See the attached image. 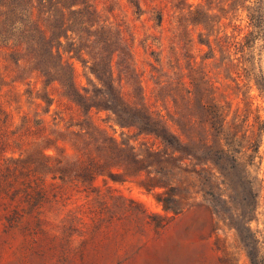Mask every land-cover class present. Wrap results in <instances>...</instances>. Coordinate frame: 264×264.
Masks as SVG:
<instances>
[{
	"label": "rangeland",
	"instance_id": "rangeland-1",
	"mask_svg": "<svg viewBox=\"0 0 264 264\" xmlns=\"http://www.w3.org/2000/svg\"><path fill=\"white\" fill-rule=\"evenodd\" d=\"M0 156V264H264V0H0Z\"/></svg>",
	"mask_w": 264,
	"mask_h": 264
},
{
	"label": "trees",
	"instance_id": "trees-1",
	"mask_svg": "<svg viewBox=\"0 0 264 264\" xmlns=\"http://www.w3.org/2000/svg\"><path fill=\"white\" fill-rule=\"evenodd\" d=\"M161 15H158V20L160 21L161 20ZM3 30L5 31V29L3 28ZM43 156L44 157H46V159H43V160H45V162H48V156H50V154H46V153H44L43 154ZM0 159H1V156H0ZM16 166L15 165H9V164H7V165H5L4 167L3 166H1V163H0V169L2 168V170H4V171H2V172H0V178H1V176L3 175V174H5V171L6 170H9L10 168H15Z\"/></svg>",
	"mask_w": 264,
	"mask_h": 264
}]
</instances>
